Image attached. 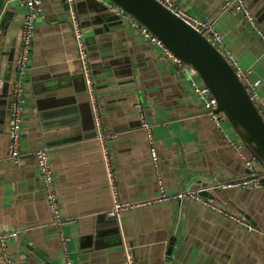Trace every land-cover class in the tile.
Returning a JSON list of instances; mask_svg holds the SVG:
<instances>
[{"label":"crops","instance_id":"crops-1","mask_svg":"<svg viewBox=\"0 0 264 264\" xmlns=\"http://www.w3.org/2000/svg\"><path fill=\"white\" fill-rule=\"evenodd\" d=\"M171 1L214 24L234 68L251 71L246 87L264 114V47L243 16L224 10L225 0ZM246 1L264 29V0ZM69 2L71 9L61 0H43L36 21L17 163L9 157L10 104L27 10L23 1L8 0L0 15V233L19 232L10 243L15 264H65L34 156L40 148L50 153L74 264H126L125 246L137 264H264V191L229 186L264 174V165L245 147L240 156L194 97V76L115 18L110 0ZM71 12L85 33L104 131L115 138L109 153L121 200H148L159 190L136 108L142 104L168 192L206 191L205 199L253 230L190 199L124 212L118 220L109 216L108 168L95 136Z\"/></svg>","mask_w":264,"mask_h":264},{"label":"built area","instance_id":"built-area-1","mask_svg":"<svg viewBox=\"0 0 264 264\" xmlns=\"http://www.w3.org/2000/svg\"><path fill=\"white\" fill-rule=\"evenodd\" d=\"M21 1H23L27 11L22 21V41L19 54L14 62L15 78L13 80L9 124V157L10 160L15 163H17L23 155L20 142L23 122L22 104L25 86L24 77L28 72L30 51L33 44L36 21L38 20V15L43 5V0ZM157 1L163 6H165L168 10L172 11L183 21H185L189 26L201 33L210 43H212L221 52V54L228 60V62L232 66L234 65L230 59L229 53L225 52V50L222 48L221 35L215 30V26L213 23L201 20L199 18L187 14L181 8L176 7L171 0ZM110 9L123 22L133 28L138 29L141 36H143L152 45L158 47L162 51L163 55L167 59H169V61H171L174 65L184 70H187L192 76H194L191 79V88L194 97L199 102H202L204 104L205 109L217 130L224 134L231 146L235 148V150H237L241 157H244L243 142L237 137V135L230 127L226 116L222 112H218V103L213 97L211 89L200 78L199 74L190 65L185 63L174 52L167 48L158 37H156L145 26L139 23L132 15L126 13L123 9H121L119 6L112 2L110 3ZM223 9L233 13L241 14L244 18L246 26L257 34L259 40L261 41L264 47V29L260 26L256 16L250 9L246 0H225L223 4ZM71 21L76 47L78 51V58L82 66V75L84 78L85 88L87 90L91 111L94 119L95 136L100 143L104 162L106 164V167L108 168V183L112 196V207L108 212L109 216L114 217L118 220L121 218L124 212L136 210L145 206H152L157 204L171 203L175 201H183L186 199H190L194 201H200L211 210L218 211L225 217L231 218L236 223L244 226L245 228L253 230V226L249 224L246 220L224 212L222 209H219L216 205H214L211 201L203 198L198 192H168L164 184L163 177L160 173L159 156L157 148L154 144L152 128L151 125L145 120L146 115L142 104H136V108L139 111L140 119L143 121L142 127L147 132L151 144L152 159L157 172L159 190L154 198L148 200H140L134 202L121 200L118 186L114 182L113 172L111 170L112 164L109 153V143L115 138L113 135L107 134L103 128L104 126L100 115L97 89L93 78V67L90 62L89 51L85 40V33L82 29L79 18L74 12H71ZM235 71L245 86L246 83H248V85L251 84L249 82V76L251 74V71L243 72L238 71L236 69ZM259 112L261 113L264 119V114L261 111ZM231 132L233 133V135L236 136L235 138L230 136ZM34 156L36 157L37 162L39 164L41 176L47 193V204L51 215V221L59 231L64 262L65 264H74L73 252L69 244L70 238L66 235L64 231V227L68 222L62 213L59 194L55 183L54 169L51 163L49 150L46 148H40L34 152ZM229 186L239 188H252L254 190L264 191V175L254 176L250 174L246 178L237 180L229 184ZM18 235L19 232L17 230H11L0 233V251L3 257L4 264H15L13 254L10 249V243L14 241L18 237ZM124 251L126 264H137L130 249L125 246Z\"/></svg>","mask_w":264,"mask_h":264},{"label":"water","instance_id":"water-1","mask_svg":"<svg viewBox=\"0 0 264 264\" xmlns=\"http://www.w3.org/2000/svg\"><path fill=\"white\" fill-rule=\"evenodd\" d=\"M6 1L8 0H0V15ZM110 1L132 15L199 74L211 89L218 103V112L226 116L230 127L243 142L245 149L257 162L264 165V119L247 87L221 52L201 33L157 0ZM61 2L66 8L71 9L72 4L69 0ZM113 15L123 22L114 13ZM115 24L117 22H111L108 26ZM201 185L206 186V182L194 184L191 189L200 188ZM200 194L204 198H209L206 191Z\"/></svg>","mask_w":264,"mask_h":264},{"label":"trees","instance_id":"trees-1","mask_svg":"<svg viewBox=\"0 0 264 264\" xmlns=\"http://www.w3.org/2000/svg\"><path fill=\"white\" fill-rule=\"evenodd\" d=\"M264 174H261L260 176H263Z\"/></svg>","mask_w":264,"mask_h":264}]
</instances>
